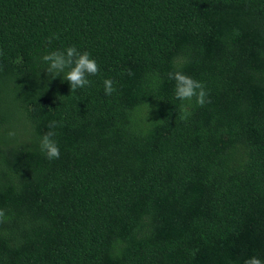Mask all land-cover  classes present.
Instances as JSON below:
<instances>
[{
  "label": "trees",
  "instance_id": "obj_1",
  "mask_svg": "<svg viewBox=\"0 0 264 264\" xmlns=\"http://www.w3.org/2000/svg\"><path fill=\"white\" fill-rule=\"evenodd\" d=\"M72 45L74 93L42 61ZM0 51V264L264 260V0H0Z\"/></svg>",
  "mask_w": 264,
  "mask_h": 264
},
{
  "label": "clouds",
  "instance_id": "obj_2",
  "mask_svg": "<svg viewBox=\"0 0 264 264\" xmlns=\"http://www.w3.org/2000/svg\"><path fill=\"white\" fill-rule=\"evenodd\" d=\"M0 55H3L2 51H0ZM42 61L48 65L46 72L48 76L52 77V79L63 74V79L70 85L71 93H74L77 89L91 86L92 82L89 77L96 76L100 72L96 60L91 58L87 51L83 53L78 51L75 45L69 46L62 51L56 50L45 54L42 57ZM128 74H132L131 70L128 71ZM168 76L169 79L175 81V98L182 102L178 118L181 121H184L191 115V113L183 102L187 101L190 104L195 98V103L203 107L205 103L208 102V93L205 91V85L203 83L181 71L170 72ZM103 85L105 95L110 96L116 91L112 79H105ZM60 99H63V97ZM146 106L149 112V106L147 104ZM59 126L60 124L57 121L49 122L48 128L50 130L40 138V150L49 160L60 158V149L57 141L54 139L56 136L54 129ZM14 134V132L8 133L9 137L14 136ZM5 220V211L0 209V223ZM244 264H264V260L253 256L245 260Z\"/></svg>",
  "mask_w": 264,
  "mask_h": 264
}]
</instances>
